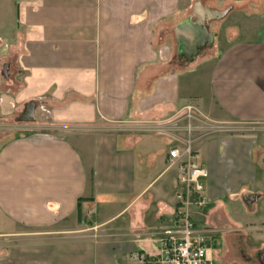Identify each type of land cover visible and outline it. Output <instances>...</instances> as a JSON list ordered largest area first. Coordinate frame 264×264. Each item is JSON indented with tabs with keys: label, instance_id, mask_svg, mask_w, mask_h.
I'll return each mask as SVG.
<instances>
[{
	"label": "crops",
	"instance_id": "0c3cea01",
	"mask_svg": "<svg viewBox=\"0 0 264 264\" xmlns=\"http://www.w3.org/2000/svg\"><path fill=\"white\" fill-rule=\"evenodd\" d=\"M197 2L21 0L10 29L0 25V61L16 68L0 78V105L42 102L40 122L0 137V264H152L176 226L179 183L167 154L186 140L213 203L202 229L190 213L195 236L217 264H264L255 258L264 251V169L254 159L264 151L255 136L264 127V0H222L227 16H240L236 26L209 57L174 70L173 29ZM216 2L202 7L218 11ZM173 22L171 46L162 27ZM182 115L211 125L179 127L180 137L171 130ZM224 201L254 217L241 225Z\"/></svg>",
	"mask_w": 264,
	"mask_h": 264
},
{
	"label": "built area",
	"instance_id": "2783aa9c",
	"mask_svg": "<svg viewBox=\"0 0 264 264\" xmlns=\"http://www.w3.org/2000/svg\"><path fill=\"white\" fill-rule=\"evenodd\" d=\"M196 129V128H195ZM187 124L184 132L195 130ZM171 131H177L176 128ZM169 167L176 169L180 191L177 195L176 226L163 233L159 249L152 258V264H217L211 248L195 236L190 210L200 209L206 203L202 180L208 176L197 154L191 150L188 141L172 147L167 154Z\"/></svg>",
	"mask_w": 264,
	"mask_h": 264
},
{
	"label": "rangeland",
	"instance_id": "374dc122",
	"mask_svg": "<svg viewBox=\"0 0 264 264\" xmlns=\"http://www.w3.org/2000/svg\"><path fill=\"white\" fill-rule=\"evenodd\" d=\"M20 1L21 0H0V25L6 31L8 29H10L11 24H13L15 22V19H16V11H17V4ZM196 1H201L202 6L212 5V3H214L215 1H217L216 2V6L219 7L218 8L219 9L218 11H223L228 6V5L227 6H221L220 4H221V1L222 0H196ZM247 1L248 2H251V1H254V0H247ZM238 8H239V6H237V5L233 6V10H237ZM188 16L189 17H192V6H190V8H188L187 11L184 13L183 19L184 18H187ZM239 17L240 16L237 15L236 12H231L228 16H226V18L224 20L218 21V22H212L210 24L209 31L211 33L216 34L217 39L213 43L214 46H212V48H210L209 50H207L205 52L204 56L198 58L197 61L198 60H201L203 58L209 57L213 53V51L216 49V47L220 44V42H222V40L226 36V33H229V32H222V30H224V28H226V27H234V26H236L235 23H236V20H238ZM181 19L182 18H180L178 20H181ZM174 23L175 22L171 23L170 25H168L166 27H164V26L162 27V30H164L163 33L165 35L166 41L171 46L173 44L172 43L173 42V39H172V32H171V30H172V25ZM238 23L239 24H237V25H239L240 27H242L245 24L244 20H240ZM3 26H5V28ZM241 34L244 35V33H241ZM245 35L248 36V33H245ZM244 36L241 35V37H244ZM1 60L2 61H0V66L4 62L5 59H1ZM171 68L175 70V69L178 68V66H177L176 63L172 62L171 63ZM16 105L18 106L19 103H17ZM16 105H13L11 108L4 107L3 105H0V112L8 111L9 114L15 108L14 111H13V113H11L9 117L3 118V117L0 116V137L1 136L8 135V134L9 135H12V134H14V135L21 134L20 131H17V132L14 131V130H18L20 126L24 125V124L16 123L15 122V119L14 118H15L16 114L22 109L21 106L16 107ZM35 114H36L35 116L37 118L40 117L39 120H38V122H40L42 120L41 116H39V113L38 112H36ZM187 123H188V119L185 117V115H182L181 118L176 121L175 125H173L178 130L177 131V135L178 136H180V137H181V135H182V137L183 136H186L185 133L179 132V129L180 128H183V127H186ZM206 124H210V123H208L206 121L205 122L204 121L203 122H198L196 120L193 123V126H205ZM154 126H156V125H154ZM231 126H237V125L232 124ZM237 127L238 128H241L240 126H237ZM155 129H157V128H155ZM259 131L261 133L259 132V133H256L255 134L256 141H257V146L258 147L259 146L264 147V132H263L264 131V127H261ZM235 133H238V132H235ZM183 134H185V135H183ZM208 134L209 133H206V135H208ZM0 146H1V143H0ZM263 155H264V151H258V154L255 153L254 159L257 162V164H260L261 165V168L263 167V169H264V166H263L264 165V159H263L264 156ZM205 180L206 179L202 180V184L204 186L203 195L206 198V203L204 204V206L202 208L196 209L197 210V213L200 214V215H202V217H199V216L197 217L196 215L193 214V211L190 212L193 215V219L195 220L196 225L198 226V229H202V227L206 226L205 221H203V220L205 218V215H207V213L213 208V203L208 199V196L206 194V187H205L206 182H205ZM177 189H178V191H180L181 188H180L179 185H178ZM223 205L225 206V211H226L227 215L230 218H232L234 221L240 223L241 225H243L247 220H250V219H252L254 217L253 215H250L249 213L246 212L245 207L242 205V203L240 201L239 202L238 201H224L223 202ZM18 243H19L18 245L21 246V245H24L26 242H25V239H23V237H19ZM206 245L208 247H211V245L208 242H206ZM1 249H3V248L1 247Z\"/></svg>",
	"mask_w": 264,
	"mask_h": 264
},
{
	"label": "water",
	"instance_id": "95a60500",
	"mask_svg": "<svg viewBox=\"0 0 264 264\" xmlns=\"http://www.w3.org/2000/svg\"><path fill=\"white\" fill-rule=\"evenodd\" d=\"M231 8L223 11L210 10L202 7L198 2L193 5L192 17H188L173 29V37L176 43L174 60L178 66L188 67L198 57H203L206 49L213 46L215 34L209 31L212 22L223 20ZM6 69V66L3 67ZM6 78V72L1 74ZM42 102L29 101L24 104L23 112L17 119V123L32 124L36 121L35 111ZM255 200L249 197L245 204L249 205Z\"/></svg>",
	"mask_w": 264,
	"mask_h": 264
},
{
	"label": "flooded vegetation",
	"instance_id": "af4514ba",
	"mask_svg": "<svg viewBox=\"0 0 264 264\" xmlns=\"http://www.w3.org/2000/svg\"><path fill=\"white\" fill-rule=\"evenodd\" d=\"M209 50V49H206L205 52ZM177 63V62H176ZM6 66V69L4 70L3 67ZM3 72H6V78H4L1 74ZM16 74V68H14V64H13V61H12V58H8L5 62H3L0 66V78H3L4 80H7L9 81L11 79L12 76H14ZM23 108L24 106L22 107V109L16 114L15 116V122L17 123V119L21 116L22 112H23ZM238 251H239V255L246 261V262H251L252 261V258L246 256L245 254V251L244 249L242 248H238ZM255 258L259 261V262H263L264 260V251H259V252H256L255 254Z\"/></svg>",
	"mask_w": 264,
	"mask_h": 264
}]
</instances>
